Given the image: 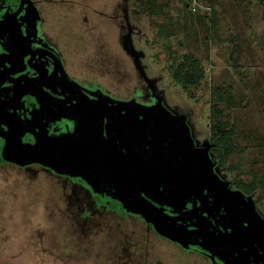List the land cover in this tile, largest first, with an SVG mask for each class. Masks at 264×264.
Wrapping results in <instances>:
<instances>
[{"label": "rangeland", "instance_id": "obj_1", "mask_svg": "<svg viewBox=\"0 0 264 264\" xmlns=\"http://www.w3.org/2000/svg\"><path fill=\"white\" fill-rule=\"evenodd\" d=\"M29 2L34 42L56 54L68 81L96 86L98 99L129 109L136 120L132 143L172 176L169 186L179 187L178 179L185 189L200 186V161L212 166L211 186L238 194L264 219V189L245 199L233 184L264 175V16L258 0H198L200 14L207 12L202 17L188 11L186 0ZM7 49L14 55L15 46ZM184 54L201 60L205 72L197 85L172 79L171 66ZM29 103L30 116L21 114L22 102L11 106L19 126L12 143L33 147L59 137L64 152L53 146L48 164L41 151L30 163L12 166L0 151V264H227L209 254L198 233L172 241L167 229L130 208L121 187L125 154L101 113H53ZM214 104L233 130L235 151L224 166L215 162L210 139ZM185 141L197 159L186 154Z\"/></svg>", "mask_w": 264, "mask_h": 264}, {"label": "flooded vegetation", "instance_id": "obj_2", "mask_svg": "<svg viewBox=\"0 0 264 264\" xmlns=\"http://www.w3.org/2000/svg\"><path fill=\"white\" fill-rule=\"evenodd\" d=\"M30 4L29 0H0V22L4 19L8 20L6 24L0 25V144H2L0 151L4 152L6 157H8V147L5 142L8 141L9 133L13 135L9 122L17 123V120L12 117L11 106L14 104L23 103L20 105V112L23 116L31 115L29 112L34 107L29 105L30 100L36 104L39 103L41 107L43 106L53 113H68L63 109L64 107L72 106L82 100H94L98 97L95 95V91L98 90L96 86L89 88V86L79 82H75V85L68 81V79H72L68 77L64 65L59 62L56 54L39 41L34 42L30 34ZM7 46L9 48L15 46L14 55L9 53ZM74 87L76 90L73 89ZM77 88L82 93L79 98ZM84 110L101 113L107 122L102 109L87 107ZM131 118L132 116H130V120ZM133 120L132 118L134 125L136 120ZM124 131L127 132L128 129L124 127ZM60 139L59 137H50L37 142L35 146L48 141L50 145L44 148V156L49 153L53 146H61L58 153H61L62 150L63 154L64 146L61 145ZM118 145L123 148L120 142ZM9 147L14 149L25 148V146H17L13 143ZM31 148L26 147V149ZM49 159L50 156L44 158L46 164H48ZM215 162L218 164L216 159ZM8 164L19 166L27 163L18 164L9 161ZM46 164L35 165L38 169H43L44 167L38 165L45 166ZM211 187L205 184L196 192L198 193L196 196L188 197L181 209L164 204L161 208L157 202L155 203L151 198L146 197V192H149L147 188L146 190L140 189L139 186L136 188L141 195L168 215L178 216L182 215L183 212L195 210L196 218L194 214H184V218L172 221L170 225L173 231L186 233L189 237H195V234L198 233L201 238L200 241L208 246L210 255L227 264H264L263 217H259L255 209L250 211L243 202L237 203L238 200L231 199L230 201L228 199V201L222 198L214 202L216 196L227 198V194L218 188H215L216 191L212 188L213 191H211ZM106 191L111 193L112 189L108 188ZM209 192L216 193L211 195ZM125 193L126 201L129 203L127 200L129 197L133 200L131 191H125ZM171 194L161 195V197L163 200L165 197L170 200ZM206 194H210L212 197L209 198ZM243 194L245 199L250 198L251 194ZM199 226L204 228L209 236L198 230ZM217 261L221 263L218 259Z\"/></svg>", "mask_w": 264, "mask_h": 264}, {"label": "water", "instance_id": "obj_3", "mask_svg": "<svg viewBox=\"0 0 264 264\" xmlns=\"http://www.w3.org/2000/svg\"><path fill=\"white\" fill-rule=\"evenodd\" d=\"M8 20L4 19L0 22L1 24H6ZM87 107H94L99 108L104 111V115L107 119V124L110 126L112 132L117 137V141L120 142L121 146L123 147V153L125 154V180L121 183V187L123 185L126 192L129 190L131 191V195L133 200L127 199L129 201L128 205L130 208L132 206L137 207L142 210L146 215H149L154 222L158 223L162 228L167 229L169 231L168 237L172 241L175 242H185L188 238L186 233H180L179 231H173L171 228L170 222L178 221L184 218V214H194L196 213L195 210H189L187 212H183L182 215L178 216H172L168 215L166 212L161 210L160 208L156 207L154 204H152L151 201H149L147 198H145L143 195H141L136 187L139 186L140 189L146 190V188L149 190V192H146V197L151 198L153 201L160 203L161 205H171L172 207L176 209H181L182 206H184V203L186 200H188V197L191 195L196 196V192L205 186V184L209 185L211 187V184L207 182L208 176L211 174V165H208L206 168L203 167L202 163L199 161V176L201 179V185L197 186L196 189H185L183 186H181V180L178 179L180 182L179 187H171L168 185V182L170 181V178L172 176L163 174L160 169L152 163L150 160L144 158L137 150L135 145L132 143L129 133H134L135 131V125L130 124V116L131 113L128 108L121 105H111L106 100L101 99H90V100H82L78 103H75L72 106L64 107L63 109L68 112H84L85 108ZM152 120V119H151ZM153 121V120H152ZM12 127V133H14L18 129V124L14 121L9 122ZM124 127L128 129L127 132L124 131ZM13 135H9L8 138V145H7V153L8 157L7 159L11 162H15L18 164H25L29 163L33 159V155L36 153H39L41 151H44V148L50 145V142H45L42 145L34 146L31 149H14L9 146H12V138ZM188 140V139H187ZM189 141V140H188ZM185 151L186 154L191 158H196V155H192V151L190 149V144L185 141ZM158 157L161 155L159 153V149L157 151ZM50 155L46 154L44 158H48ZM155 159L154 157H152ZM176 176V175H175ZM205 176V177H204ZM175 178V177H173ZM214 189L215 187L212 186ZM211 190L213 191V189ZM122 191V188L119 189ZM123 193V191H122ZM172 193V197H170V200L165 197L164 200L162 199L161 195H167ZM126 194V193H124ZM153 195V196H152ZM160 195V196H156ZM170 195V196H171ZM225 199L228 200L234 199L238 200L237 203L243 202L241 200L242 197H240L238 194L237 196H230L227 195L226 197L222 196H216L214 202H216L218 199ZM172 201V202H171ZM174 201V202H173ZM229 201V200H228ZM244 203V202H243ZM244 205H247L250 209V211L254 210L253 205L249 203H244ZM196 218V215L194 216ZM198 230H201L205 232L206 235L209 236L208 232L199 226Z\"/></svg>", "mask_w": 264, "mask_h": 264}, {"label": "trees", "instance_id": "obj_4", "mask_svg": "<svg viewBox=\"0 0 264 264\" xmlns=\"http://www.w3.org/2000/svg\"><path fill=\"white\" fill-rule=\"evenodd\" d=\"M263 6V16H264V0H258ZM188 11L192 12L189 6V0H186ZM185 3V4H186ZM197 17H202V15L207 12H202L196 8L194 12ZM204 69L201 66V60L194 55L184 54L183 59L180 60L175 66H171L172 79L177 84L183 87H189L197 85L204 78ZM217 91H219L217 89ZM220 98V96H218ZM222 110L217 104H214L210 108V139L214 144V154L220 166H224L226 158L228 155L235 151L233 144V130L227 128L226 122L221 119ZM227 169V167H226ZM233 184L236 188L240 189L246 194H252L257 189H264V175L260 178L253 177L249 182L238 178L234 179ZM264 196V192H263Z\"/></svg>", "mask_w": 264, "mask_h": 264}, {"label": "built area", "instance_id": "obj_5", "mask_svg": "<svg viewBox=\"0 0 264 264\" xmlns=\"http://www.w3.org/2000/svg\"><path fill=\"white\" fill-rule=\"evenodd\" d=\"M189 6L191 11H195L196 8L198 7V0H189Z\"/></svg>", "mask_w": 264, "mask_h": 264}]
</instances>
